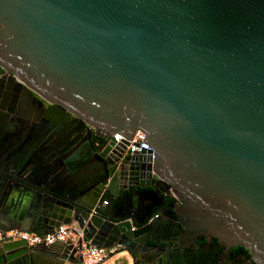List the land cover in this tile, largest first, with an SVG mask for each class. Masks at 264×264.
I'll return each instance as SVG.
<instances>
[{
	"label": "water",
	"instance_id": "1",
	"mask_svg": "<svg viewBox=\"0 0 264 264\" xmlns=\"http://www.w3.org/2000/svg\"><path fill=\"white\" fill-rule=\"evenodd\" d=\"M0 69V87L47 103L55 131L93 129L113 145L119 135V157L138 131L150 147L126 159L141 164L136 184L116 186L121 172L110 174L104 152L101 181L81 190L80 174L95 175L89 165L77 173L75 142L25 150L11 135L22 121L0 106V154L30 159L24 170L0 168L1 231L45 235L76 223L90 245L120 244L137 264L141 249L169 247L155 240V207L141 210L142 222L134 214L132 197L152 193L180 203L183 245L214 237L264 264V0H0ZM65 262L83 264L72 245L0 253V264Z\"/></svg>",
	"mask_w": 264,
	"mask_h": 264
},
{
	"label": "flooded vegetation",
	"instance_id": "2",
	"mask_svg": "<svg viewBox=\"0 0 264 264\" xmlns=\"http://www.w3.org/2000/svg\"><path fill=\"white\" fill-rule=\"evenodd\" d=\"M4 74L5 72L0 69V78ZM0 89V106L3 105L5 109H12L11 117L22 121V124L20 123L17 128L13 129L11 135L13 137L15 136V141L18 143L20 140L25 141V150H29L30 147L32 148L35 141H41V144H46L58 139L59 141L65 139L62 142L64 145L63 148L68 147L71 142H75L79 152L82 153L81 161H84V164L80 165L77 173H80L84 169L86 170V167L89 165L91 168L87 171L95 175L86 178L83 174H80L82 183L79 187L81 190L85 186L91 185V187H94L95 184L101 181L103 176L102 166L95 161V158L104 152H106L112 162L107 165L110 174L116 171L121 172L117 177L118 185L116 186L126 187L128 185H134L144 177V174H142L144 172L140 166L141 164L130 165L126 161L130 154L128 148L123 156L119 157L116 154L114 150L117 149L120 141L116 140L117 144L113 145L114 136L105 132H97L93 129L89 131L82 130L80 127L77 132H74L75 129L71 132V127L64 128L62 133L57 132L54 130V127L60 128L61 121L55 118H47L45 111L48 109V105L40 97L32 94L28 96L22 92L18 93L15 88L8 89L6 83ZM5 92H7V96ZM32 124H36V126L29 128ZM46 128L50 130V133H47V131L41 132V129ZM7 130L9 131V129ZM45 132L47 135L44 136ZM67 135H69V139L66 137ZM75 139L77 140L75 141ZM24 151L18 154L15 148H13L10 149L7 155L3 156L0 154L1 170L6 167L11 168L13 165H22L20 167L21 170L28 168L30 159L27 160L28 162L22 160L25 154ZM9 156L16 158V162H12ZM76 163H78V160ZM95 169H99L97 174L99 175V179H96ZM33 174L35 177L39 176V169L33 171ZM46 178V176H41L37 181L40 182ZM41 186L44 187V185ZM147 199L151 201L144 202ZM132 201L134 214L138 222L143 221L141 210H146L147 205L148 209L152 206L157 209L156 214H159L160 220L156 222L154 232L155 240L159 244L165 245L169 243V247L167 248L141 249L137 253V264H258L254 256L244 246L236 245L229 247L214 237L208 238L201 236L194 242H185L186 244L184 245L182 242H179L184 232V227L177 222L178 216L175 209L180 203L176 198L172 199L170 203L165 204L161 198L156 197L152 193H148L141 196L135 195L132 197ZM101 202L104 203L105 200L102 199ZM120 202L124 205H130L128 198ZM139 257L141 261L138 260Z\"/></svg>",
	"mask_w": 264,
	"mask_h": 264
},
{
	"label": "built area",
	"instance_id": "3",
	"mask_svg": "<svg viewBox=\"0 0 264 264\" xmlns=\"http://www.w3.org/2000/svg\"><path fill=\"white\" fill-rule=\"evenodd\" d=\"M146 134L138 131L133 140L129 141V152H141L142 150H150V147L144 141ZM121 141V136H116ZM149 155V154H146ZM24 243L27 248L37 246L51 247L56 244L72 245L76 248V255L83 264H101L113 252V249L98 248L90 245L85 239L83 230L76 224H60L52 228L45 235H38L34 232L20 230H0V253L8 244Z\"/></svg>",
	"mask_w": 264,
	"mask_h": 264
},
{
	"label": "crops",
	"instance_id": "4",
	"mask_svg": "<svg viewBox=\"0 0 264 264\" xmlns=\"http://www.w3.org/2000/svg\"><path fill=\"white\" fill-rule=\"evenodd\" d=\"M4 192H6L7 194L10 195H15L16 197L18 195H16L15 192H11L9 190L4 189ZM23 202V200L27 203H31V201L24 199V198H20ZM0 220L2 221V218L0 217ZM2 225H4L2 223ZM113 249V252L107 257V259L101 263V264H135V259L132 257V255L130 254L129 250H127L124 246L120 245V244H116L113 247H111ZM138 260L141 261V258L139 257ZM137 261V259H136ZM64 264H72V263H68L65 262Z\"/></svg>",
	"mask_w": 264,
	"mask_h": 264
},
{
	"label": "bare ground",
	"instance_id": "5",
	"mask_svg": "<svg viewBox=\"0 0 264 264\" xmlns=\"http://www.w3.org/2000/svg\"><path fill=\"white\" fill-rule=\"evenodd\" d=\"M98 248H104V249H106L105 247H98ZM107 249H111V248H107Z\"/></svg>",
	"mask_w": 264,
	"mask_h": 264
}]
</instances>
